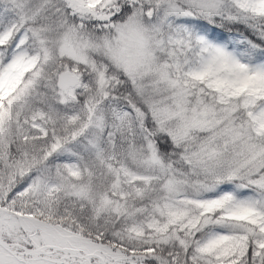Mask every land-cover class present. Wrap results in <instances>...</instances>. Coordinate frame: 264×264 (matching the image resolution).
I'll list each match as a JSON object with an SVG mask.
<instances>
[{
	"label": "snow or ice",
	"instance_id": "snow-or-ice-1",
	"mask_svg": "<svg viewBox=\"0 0 264 264\" xmlns=\"http://www.w3.org/2000/svg\"><path fill=\"white\" fill-rule=\"evenodd\" d=\"M0 264H264V0H0Z\"/></svg>",
	"mask_w": 264,
	"mask_h": 264
}]
</instances>
